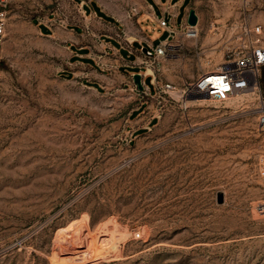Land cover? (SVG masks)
I'll return each instance as SVG.
<instances>
[{
  "label": "rangeland",
  "instance_id": "374dc122",
  "mask_svg": "<svg viewBox=\"0 0 264 264\" xmlns=\"http://www.w3.org/2000/svg\"><path fill=\"white\" fill-rule=\"evenodd\" d=\"M77 1L10 2L0 264H264V128L255 96L189 99L185 109L175 93H163L166 83L181 87L199 76L194 49L154 63L155 96L64 79L60 44L34 23L72 21L81 14ZM93 1L117 22L140 3ZM215 1L230 12L210 21L243 13L242 0ZM249 9L264 24V0ZM148 29L156 41L166 34L154 23Z\"/></svg>",
  "mask_w": 264,
  "mask_h": 264
},
{
  "label": "crops",
  "instance_id": "0c3cea01",
  "mask_svg": "<svg viewBox=\"0 0 264 264\" xmlns=\"http://www.w3.org/2000/svg\"><path fill=\"white\" fill-rule=\"evenodd\" d=\"M77 6L81 14L72 21L58 22L52 18L34 23L42 34L60 44V75L96 90L127 87L137 95L150 96L157 95V86L147 69L144 48L170 42L180 52L179 56L189 58L186 50L191 51L196 46L205 48L212 41L208 22L214 18L223 19L230 12L228 5L215 0H140L131 19L117 22L105 17L107 12L98 1L79 0ZM191 9L198 15V39L184 33ZM161 20H166L167 25L162 26ZM150 23L162 27L165 36L158 41L150 36ZM135 73L142 74L144 91L138 89ZM147 77H150L153 90L145 81ZM144 103L141 101L136 109L142 108ZM155 120V114L146 116L142 127H148Z\"/></svg>",
  "mask_w": 264,
  "mask_h": 264
},
{
  "label": "built area",
  "instance_id": "2783aa9c",
  "mask_svg": "<svg viewBox=\"0 0 264 264\" xmlns=\"http://www.w3.org/2000/svg\"><path fill=\"white\" fill-rule=\"evenodd\" d=\"M11 0H0V84L2 81L3 43L7 32ZM251 0H242V15L239 18L221 22L212 20L208 24V33L213 37L205 47H194L195 55L202 64V71L195 81L178 87L166 83L161 91L175 98L174 93L187 109L188 100L209 99L224 103L238 95L252 94L258 101V123L264 128V92L261 73L264 68V24L255 22L249 13ZM162 26L167 25L161 20ZM184 33L187 37L198 39V24H186ZM214 36L217 37L213 41ZM178 52L170 42L147 48V69L162 58L177 57ZM206 64L209 67H204ZM215 65V67H210ZM155 78L154 71L150 72ZM190 100V101H191ZM264 171V162L261 166ZM264 212V205L260 206Z\"/></svg>",
  "mask_w": 264,
  "mask_h": 264
},
{
  "label": "water",
  "instance_id": "95a60500",
  "mask_svg": "<svg viewBox=\"0 0 264 264\" xmlns=\"http://www.w3.org/2000/svg\"><path fill=\"white\" fill-rule=\"evenodd\" d=\"M188 24L193 25V26L198 24V15L196 14L194 9L190 10V13L188 16ZM144 51L145 52L147 51L146 47L144 48ZM134 81L137 84L138 89L141 91H144V85L142 83V74L141 73H135L134 74ZM222 201H223V196L220 195L219 196V202H222Z\"/></svg>",
  "mask_w": 264,
  "mask_h": 264
},
{
  "label": "trees",
  "instance_id": "16d2710c",
  "mask_svg": "<svg viewBox=\"0 0 264 264\" xmlns=\"http://www.w3.org/2000/svg\"><path fill=\"white\" fill-rule=\"evenodd\" d=\"M1 65H2V68H6L7 67L6 64L3 61L1 63ZM263 70H264V68H263ZM261 84H262V88L264 89V72H263V75L261 77Z\"/></svg>",
  "mask_w": 264,
  "mask_h": 264
},
{
  "label": "bare ground",
  "instance_id": "6f19581e",
  "mask_svg": "<svg viewBox=\"0 0 264 264\" xmlns=\"http://www.w3.org/2000/svg\"><path fill=\"white\" fill-rule=\"evenodd\" d=\"M149 71L150 72H153V69L152 68H149ZM238 96H240V95H238ZM237 97V96H236ZM83 256H84V254H83ZM80 258H82V257H80ZM84 258V257H83Z\"/></svg>",
  "mask_w": 264,
  "mask_h": 264
}]
</instances>
